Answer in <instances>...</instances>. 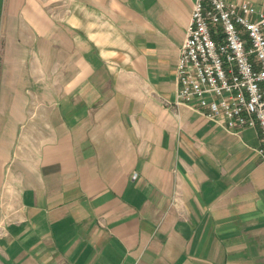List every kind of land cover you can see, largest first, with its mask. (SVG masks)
<instances>
[{"label": "crops", "instance_id": "crops-1", "mask_svg": "<svg viewBox=\"0 0 264 264\" xmlns=\"http://www.w3.org/2000/svg\"><path fill=\"white\" fill-rule=\"evenodd\" d=\"M194 1L0 0V264H264L260 128L175 102Z\"/></svg>", "mask_w": 264, "mask_h": 264}, {"label": "built area", "instance_id": "built-area-1", "mask_svg": "<svg viewBox=\"0 0 264 264\" xmlns=\"http://www.w3.org/2000/svg\"><path fill=\"white\" fill-rule=\"evenodd\" d=\"M176 104L229 131L256 127L264 161V9L248 0H195L177 65Z\"/></svg>", "mask_w": 264, "mask_h": 264}]
</instances>
